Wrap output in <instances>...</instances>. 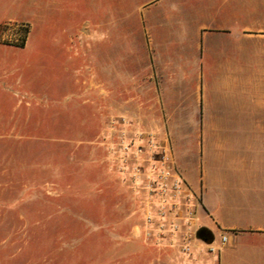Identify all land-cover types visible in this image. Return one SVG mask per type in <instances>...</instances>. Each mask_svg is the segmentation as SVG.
<instances>
[{
	"label": "rangeland",
	"instance_id": "obj_1",
	"mask_svg": "<svg viewBox=\"0 0 264 264\" xmlns=\"http://www.w3.org/2000/svg\"><path fill=\"white\" fill-rule=\"evenodd\" d=\"M212 1L77 0L69 21L58 18L46 30L63 43L41 42V21L34 28L18 17L0 21V46L13 54L15 70L22 65L14 79L25 84L0 99V264H200L197 253L208 246L197 232L167 235L181 213L149 226L144 220L149 175L159 174L160 154L170 144L164 127L107 121L97 87L102 36L109 32L110 60L120 52L125 61V99L134 96L136 81L148 108L149 33L156 42L161 35L151 17L177 38L190 17L206 22ZM195 12L202 17L195 20ZM173 128L190 137L176 142L180 149L196 146L197 127ZM192 160L177 159L190 180ZM186 243L190 256L181 251Z\"/></svg>",
	"mask_w": 264,
	"mask_h": 264
},
{
	"label": "crops",
	"instance_id": "obj_2",
	"mask_svg": "<svg viewBox=\"0 0 264 264\" xmlns=\"http://www.w3.org/2000/svg\"><path fill=\"white\" fill-rule=\"evenodd\" d=\"M76 10L77 0H41V5L38 0H0V21L18 17L33 28L41 21V42L63 43L46 30L58 18L69 21ZM195 14V20L202 17ZM203 17L201 25L190 17L191 25L180 29L177 38L151 17L150 27L161 35L156 42L149 33L154 90L148 108L136 81L134 96L125 99V61L120 52L110 60L112 38L104 34L97 87L102 116L137 127H164L175 165L198 195L199 227L214 237L213 252L197 253L200 264H264V0H213ZM13 58L0 46L1 100L25 88L21 76L14 79L23 67L15 70ZM188 126L197 127L196 146L180 149L176 142L190 137L178 136L173 127ZM187 154L194 159L187 163L192 180L178 167L177 159Z\"/></svg>",
	"mask_w": 264,
	"mask_h": 264
},
{
	"label": "built area",
	"instance_id": "obj_3",
	"mask_svg": "<svg viewBox=\"0 0 264 264\" xmlns=\"http://www.w3.org/2000/svg\"><path fill=\"white\" fill-rule=\"evenodd\" d=\"M118 124L123 122L126 124H133L125 119L117 120ZM134 125V124H133ZM135 126V125H134ZM155 135H151L154 138ZM161 155L160 164L162 165L159 174L153 177L152 174L149 175V181L147 184V189L149 193V201L146 203L144 208V220L146 225H153L155 218L159 220H166L168 214L181 213L178 216V223L170 221V230L167 235L174 236L179 232L180 228L185 229L182 237H188L189 233H196L198 229L195 230L198 225V209H199V198L198 195L194 194L190 189L189 185L178 171L175 161L173 158V153L171 146L164 148ZM140 172V168L136 169V173ZM154 178V179H153ZM155 199L154 201H152ZM156 212V214H153ZM161 227V226H160ZM160 233L157 236L160 238L163 229H160ZM200 228V227H199ZM226 236L222 235L220 238L221 244L226 242ZM213 243V242H212ZM212 243H206L208 246L207 251L209 253L213 252L211 247ZM181 251L184 255L190 256L193 252V247L188 243L181 247Z\"/></svg>",
	"mask_w": 264,
	"mask_h": 264
},
{
	"label": "trees",
	"instance_id": "obj_4",
	"mask_svg": "<svg viewBox=\"0 0 264 264\" xmlns=\"http://www.w3.org/2000/svg\"><path fill=\"white\" fill-rule=\"evenodd\" d=\"M197 237L201 239L203 242L208 243V244L212 243L214 240L213 234L205 228H200L197 231Z\"/></svg>",
	"mask_w": 264,
	"mask_h": 264
}]
</instances>
